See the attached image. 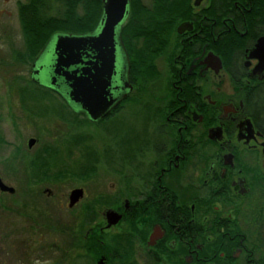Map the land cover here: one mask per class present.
<instances>
[{
  "label": "flooded vegetation",
  "instance_id": "1",
  "mask_svg": "<svg viewBox=\"0 0 264 264\" xmlns=\"http://www.w3.org/2000/svg\"><path fill=\"white\" fill-rule=\"evenodd\" d=\"M175 16L137 50L123 43L127 87L118 62L110 97L123 96L106 114L68 108L82 125L122 110L142 124L126 154L62 162L81 181L64 196L61 264H264V0H188ZM48 53L30 79L50 89L31 76Z\"/></svg>",
  "mask_w": 264,
  "mask_h": 264
},
{
  "label": "rangeland",
  "instance_id": "2",
  "mask_svg": "<svg viewBox=\"0 0 264 264\" xmlns=\"http://www.w3.org/2000/svg\"><path fill=\"white\" fill-rule=\"evenodd\" d=\"M26 1L0 0V176L15 188L13 194L0 192V202L7 203L13 196L22 203L32 193L38 206L35 217L30 218L0 205V264H61L63 248L69 242L65 240L69 231L63 232L62 223L63 214L68 213L67 195L81 180L61 177L58 169L63 161L81 156L104 157L110 148L114 155L126 154L138 146L142 121L136 113L127 115L122 110L108 121L82 125L50 89L29 86L28 92H19V86L30 80L32 63L16 59V53L24 49L18 3ZM68 126L77 131L64 133ZM91 129L96 130V138L91 136ZM30 138L35 139L31 146ZM38 155L51 162L50 177L34 178L31 186L32 173L37 170L29 164ZM45 188L52 190L50 196L43 192ZM69 216L66 222L72 220ZM47 222L55 228L46 227ZM7 232L13 234L5 235Z\"/></svg>",
  "mask_w": 264,
  "mask_h": 264
},
{
  "label": "water",
  "instance_id": "3",
  "mask_svg": "<svg viewBox=\"0 0 264 264\" xmlns=\"http://www.w3.org/2000/svg\"><path fill=\"white\" fill-rule=\"evenodd\" d=\"M102 3V16L93 31L81 34L57 32L49 38L34 62L37 64L42 53L49 51L45 58H48L45 61L46 73L40 74L42 78L33 73L34 64L31 68L34 82L59 93L69 107L92 120L106 114L123 96L116 100L110 97L117 63L122 62L121 71L126 66L125 80L121 73L118 77L126 87L129 67L120 31L129 14V0H102ZM34 141V138H30L28 145L31 146ZM0 191L13 194L15 188L6 184L0 176ZM81 192V189L71 191L70 205L81 196ZM108 214L112 215L111 212Z\"/></svg>",
  "mask_w": 264,
  "mask_h": 264
},
{
  "label": "trees",
  "instance_id": "4",
  "mask_svg": "<svg viewBox=\"0 0 264 264\" xmlns=\"http://www.w3.org/2000/svg\"><path fill=\"white\" fill-rule=\"evenodd\" d=\"M187 5L188 0H151L150 6H146L142 0H130L129 14L120 27L123 43L129 42L128 46L133 49L132 51L137 50L139 37L145 34L152 37L157 31L161 32V30L171 28V24L177 17L175 15L185 17ZM102 12V0H27L19 2L18 17L24 39V49L16 53V59L30 64L54 33L81 34L93 31L98 26ZM131 38L134 41H131ZM138 51H136L135 58L139 57ZM130 57L132 61L133 55L130 54ZM29 86L44 89L30 79L28 84L19 86V92H24V89L26 90ZM26 91L28 92L29 89ZM48 91L46 89L45 92ZM65 106L71 108L69 105ZM39 156L29 164L37 170L32 173L33 178L30 185L36 180H41L42 174L50 177L48 169H50L51 162ZM57 172L60 174V169ZM25 194L28 195L26 192ZM11 199L7 203L1 201V208L11 212L16 211L19 215H28L30 218L35 217L38 203L35 202L32 193L28 195L27 201L24 199L22 203L15 201L13 196ZM44 225L55 228L49 222ZM12 234L13 232H7L5 235Z\"/></svg>",
  "mask_w": 264,
  "mask_h": 264
},
{
  "label": "bare ground",
  "instance_id": "5",
  "mask_svg": "<svg viewBox=\"0 0 264 264\" xmlns=\"http://www.w3.org/2000/svg\"><path fill=\"white\" fill-rule=\"evenodd\" d=\"M129 4H130V0H129Z\"/></svg>",
  "mask_w": 264,
  "mask_h": 264
}]
</instances>
